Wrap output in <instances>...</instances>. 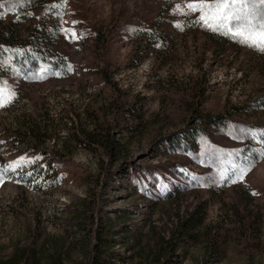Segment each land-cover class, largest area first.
Listing matches in <instances>:
<instances>
[{"label":"rangeland","instance_id":"rangeland-1","mask_svg":"<svg viewBox=\"0 0 264 264\" xmlns=\"http://www.w3.org/2000/svg\"><path fill=\"white\" fill-rule=\"evenodd\" d=\"M177 6L0 0L11 43L42 29L38 41L68 65L43 80L0 69L14 93L0 106V259L23 248L26 264H93L98 253L104 264H264V156L234 174L247 166L240 124L264 129V52L211 38ZM212 116L232 128L202 120ZM95 120L121 145L116 160L72 137ZM203 140L224 152L220 166L200 155ZM194 209L198 235H175Z\"/></svg>","mask_w":264,"mask_h":264},{"label":"trees","instance_id":"trees-1","mask_svg":"<svg viewBox=\"0 0 264 264\" xmlns=\"http://www.w3.org/2000/svg\"><path fill=\"white\" fill-rule=\"evenodd\" d=\"M46 0H44L45 2ZM247 10L249 12H256L261 10L259 4L249 3L247 5ZM199 16V13H197ZM6 30H0V69L3 71H15L20 77L27 80H43L52 76H55L57 73L55 70H60L64 72L67 70L66 61L64 57L58 53L57 50H46V46L42 44L41 41H38L39 37L43 35L42 29L36 31V37L38 39H33V37L28 40L25 39L20 44L11 43V37H8L10 32V24L4 25ZM12 31L17 28L12 26ZM13 34V33H12ZM211 38H222L227 37L231 39L230 35H227L223 32H213L209 30ZM40 40V39H39ZM43 40V39H42ZM41 42V43H40ZM59 54L61 57H58ZM0 70V71H1ZM53 70V71H52ZM258 108H264V96L257 99ZM206 121L209 126L220 125L224 128H232L233 121L226 119L223 116H212L205 117L202 119ZM241 130L239 133V140L242 142L241 147H244L245 151V160L243 162L255 163L264 156V129L262 131L253 130L252 127L247 126L242 123ZM195 129L197 132H195ZM43 132H48V128H44ZM33 134L37 132L32 129ZM194 133H197V136L204 137L205 131L201 127H194ZM72 137L77 142H87V143H99L104 154L112 156L115 160L118 158V155L121 153V145H118L111 135L110 130H105L102 126L99 125V122L95 120V125L93 128L82 127L76 129L73 132ZM203 148L200 149V155L205 156L210 154L212 157L213 165L220 166L223 159L226 157L224 152L210 146L209 143L205 140ZM85 143V144H87ZM246 144V145H245ZM218 151V152H217ZM252 160V161H251ZM211 163V164H212ZM204 223V218L201 213H198L196 209L187 213L186 216L181 217L179 224L176 227L175 235L178 233L179 237L182 238H192L198 235L199 227ZM103 253H98L94 258L93 264H104V258L102 257ZM30 259V254L25 251V249H17L14 254L7 259H0V264H26Z\"/></svg>","mask_w":264,"mask_h":264},{"label":"snow or ice","instance_id":"snow-or-ice-1","mask_svg":"<svg viewBox=\"0 0 264 264\" xmlns=\"http://www.w3.org/2000/svg\"><path fill=\"white\" fill-rule=\"evenodd\" d=\"M249 3L254 6L259 4L261 10L249 12L247 10ZM176 10L186 15L198 12L196 22L201 26L213 32H223L233 36L239 43L264 52V0H184V7L177 6ZM65 31L71 32L72 37L77 38L74 30L66 29ZM13 95L14 93L0 88V106L10 102ZM24 162L28 161L21 157L20 161L16 162V166L19 167ZM235 167L238 169L234 173L237 180H243L247 172L251 170L252 164L249 162L247 166ZM237 180L232 182L235 183Z\"/></svg>","mask_w":264,"mask_h":264}]
</instances>
